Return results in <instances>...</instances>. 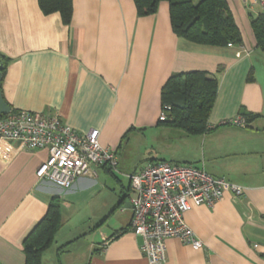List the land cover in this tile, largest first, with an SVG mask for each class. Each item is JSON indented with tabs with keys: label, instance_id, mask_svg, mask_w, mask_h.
<instances>
[{
	"label": "crops",
	"instance_id": "0c3cea01",
	"mask_svg": "<svg viewBox=\"0 0 264 264\" xmlns=\"http://www.w3.org/2000/svg\"><path fill=\"white\" fill-rule=\"evenodd\" d=\"M225 1L238 46L176 37L165 1L137 17L133 0H72L65 26L58 13L44 15L37 0H0V54L9 59L0 86L11 111L55 115L81 136L96 129L100 145L117 157L116 170L99 167L96 177H78L63 189L35 175L45 149L0 140V264H24L22 242L53 197L61 227L41 264H148L131 230L129 175L159 160L244 188L236 201L225 194L213 207L188 211L184 221L201 247L170 238L164 264H264V52L250 24L262 11L246 0ZM192 71L218 84L201 135L158 123L161 87L171 75ZM239 119L244 125L224 123ZM131 143L145 149L134 162Z\"/></svg>",
	"mask_w": 264,
	"mask_h": 264
},
{
	"label": "built area",
	"instance_id": "2783aa9c",
	"mask_svg": "<svg viewBox=\"0 0 264 264\" xmlns=\"http://www.w3.org/2000/svg\"><path fill=\"white\" fill-rule=\"evenodd\" d=\"M246 1L260 5L264 14V0ZM240 55L238 51L236 57ZM169 110V106H163L158 121H165ZM224 123L244 125L241 119ZM0 140L17 142L29 151L45 149L47 159L35 175L63 189L78 177H96L99 167L115 169L117 165L115 152L100 145L98 130L81 136L55 115L10 110L0 116ZM243 192L241 185L214 177L202 168L163 160L147 162L129 175L131 230L141 239L147 263H165L166 240L170 238L199 249L202 243L186 225L185 214L195 206L213 207L225 194L236 201Z\"/></svg>",
	"mask_w": 264,
	"mask_h": 264
},
{
	"label": "trees",
	"instance_id": "16d2710c",
	"mask_svg": "<svg viewBox=\"0 0 264 264\" xmlns=\"http://www.w3.org/2000/svg\"><path fill=\"white\" fill-rule=\"evenodd\" d=\"M168 3L170 27L176 37L193 44L226 47L242 43L240 32L225 0H133L137 17L154 14L158 4ZM44 15L58 13L62 24L72 18V0H37ZM256 48L264 52V14L250 22ZM9 59L0 54L1 83ZM250 72L248 81H252ZM217 81L203 71L176 73L168 77L160 90V104L169 106L165 121L158 123L180 129L188 135H201L209 130L208 118L217 95ZM254 118V115L246 118ZM61 227L58 198H51L44 217L22 242L24 264H41V256Z\"/></svg>",
	"mask_w": 264,
	"mask_h": 264
},
{
	"label": "water",
	"instance_id": "95a60500",
	"mask_svg": "<svg viewBox=\"0 0 264 264\" xmlns=\"http://www.w3.org/2000/svg\"><path fill=\"white\" fill-rule=\"evenodd\" d=\"M1 68V66H0ZM2 76L0 74V85H1ZM10 106L4 101L1 93V86H0V116H4L10 112ZM241 115H248V113L244 112L243 109L240 110ZM128 205L130 206L129 202L127 201ZM131 207V206H130Z\"/></svg>",
	"mask_w": 264,
	"mask_h": 264
},
{
	"label": "rangeland",
	"instance_id": "374dc122",
	"mask_svg": "<svg viewBox=\"0 0 264 264\" xmlns=\"http://www.w3.org/2000/svg\"><path fill=\"white\" fill-rule=\"evenodd\" d=\"M130 145L132 147V153H133V156L131 157V161L134 162V161L138 160V158H140L139 156H137L139 154V152L142 153L145 149L143 147H140L139 143L135 144L134 146L132 145V143Z\"/></svg>",
	"mask_w": 264,
	"mask_h": 264
}]
</instances>
